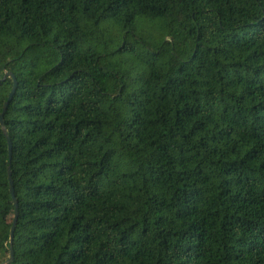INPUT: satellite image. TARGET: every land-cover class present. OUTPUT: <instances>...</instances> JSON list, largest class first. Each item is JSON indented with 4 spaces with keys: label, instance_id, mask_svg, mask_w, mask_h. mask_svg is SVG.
I'll list each match as a JSON object with an SVG mask.
<instances>
[{
    "label": "trees",
    "instance_id": "trees-1",
    "mask_svg": "<svg viewBox=\"0 0 264 264\" xmlns=\"http://www.w3.org/2000/svg\"><path fill=\"white\" fill-rule=\"evenodd\" d=\"M0 52V264L9 165L11 264H264V0H0Z\"/></svg>",
    "mask_w": 264,
    "mask_h": 264
},
{
    "label": "water",
    "instance_id": "water-1",
    "mask_svg": "<svg viewBox=\"0 0 264 264\" xmlns=\"http://www.w3.org/2000/svg\"><path fill=\"white\" fill-rule=\"evenodd\" d=\"M8 76L13 78V87H12L10 93H9V96H8L7 100L3 104V110H2V112L0 114V124H1V127L3 129L4 134L6 135L7 141H8L9 162H11L12 153H13V143H12L11 137L8 134L7 127L5 125L4 115H5V112L8 109V107H9L11 101L13 100L14 95H15V93L17 91L18 82H17V79H16L15 75L12 72H6L3 79H6ZM8 178H9V184H10V193H11L12 198H13L15 211H14V214H13L12 226H11V229H10V245H11L10 257L3 264H11L12 261L14 260V253H13L12 245H13V241H14V237H15V230H16V227H17V221H18V216H19V212H18L19 202L17 201V197H16L15 184H14V180H13V177H12L11 165L8 166Z\"/></svg>",
    "mask_w": 264,
    "mask_h": 264
},
{
    "label": "rangeland",
    "instance_id": "rangeland-1",
    "mask_svg": "<svg viewBox=\"0 0 264 264\" xmlns=\"http://www.w3.org/2000/svg\"><path fill=\"white\" fill-rule=\"evenodd\" d=\"M0 55H1V57H2V59L4 60V59H6V58H8V54H6L5 52H0ZM5 212H6V214H7V216L9 217V218H11L12 217V210H11V206L10 205H7L6 207H5Z\"/></svg>",
    "mask_w": 264,
    "mask_h": 264
}]
</instances>
